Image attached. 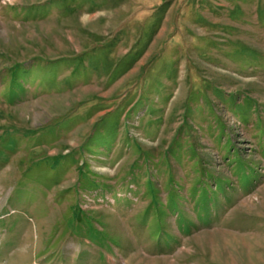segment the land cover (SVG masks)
Masks as SVG:
<instances>
[{
	"label": "rangeland",
	"instance_id": "obj_1",
	"mask_svg": "<svg viewBox=\"0 0 264 264\" xmlns=\"http://www.w3.org/2000/svg\"><path fill=\"white\" fill-rule=\"evenodd\" d=\"M0 264H264V0H0Z\"/></svg>",
	"mask_w": 264,
	"mask_h": 264
}]
</instances>
